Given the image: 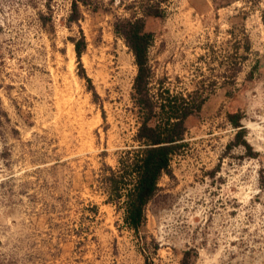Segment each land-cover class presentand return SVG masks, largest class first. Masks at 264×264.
Masks as SVG:
<instances>
[{
	"label": "rangeland",
	"instance_id": "obj_1",
	"mask_svg": "<svg viewBox=\"0 0 264 264\" xmlns=\"http://www.w3.org/2000/svg\"><path fill=\"white\" fill-rule=\"evenodd\" d=\"M131 18L167 87L218 84L138 233L102 184L138 145L137 66L115 33ZM245 39L243 72L224 78ZM0 113V264H264V0H0Z\"/></svg>",
	"mask_w": 264,
	"mask_h": 264
},
{
	"label": "trees",
	"instance_id": "obj_2",
	"mask_svg": "<svg viewBox=\"0 0 264 264\" xmlns=\"http://www.w3.org/2000/svg\"><path fill=\"white\" fill-rule=\"evenodd\" d=\"M115 33L125 41L137 66L132 102L138 118V129L134 137L138 145L121 152L116 169H103L102 184L108 197L107 202L122 213L124 225L138 233L146 222L148 204L160 190L161 178L170 174L173 158L182 146L187 131L186 119L201 111L218 84L213 82L188 93L174 92L166 86L167 78H157L151 64L150 49L154 43V35L146 30L145 19L119 21L115 25ZM85 47V39L75 44L79 60ZM234 48L236 55L240 50L245 55L238 56L239 61L236 59L226 70L230 76L226 74L224 78H237L252 53L248 39L243 40V43L238 41ZM261 66V60H255L247 79L252 80ZM235 83L236 79L230 84L235 86ZM229 118L234 128L240 129L236 134L237 143L246 144L242 140L247 133L241 122L242 115L230 114Z\"/></svg>",
	"mask_w": 264,
	"mask_h": 264
}]
</instances>
